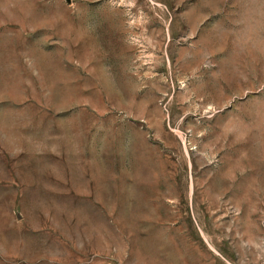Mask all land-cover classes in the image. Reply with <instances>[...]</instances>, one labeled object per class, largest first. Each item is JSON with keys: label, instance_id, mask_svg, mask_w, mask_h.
<instances>
[{"label": "rangeland", "instance_id": "rangeland-1", "mask_svg": "<svg viewBox=\"0 0 264 264\" xmlns=\"http://www.w3.org/2000/svg\"><path fill=\"white\" fill-rule=\"evenodd\" d=\"M0 264H264V0H0Z\"/></svg>", "mask_w": 264, "mask_h": 264}]
</instances>
